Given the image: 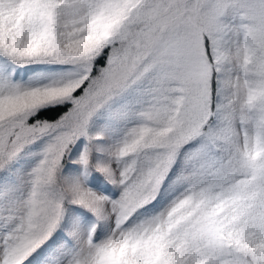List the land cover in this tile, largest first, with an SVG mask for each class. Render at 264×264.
Here are the masks:
<instances>
[{
	"label": "snow or ice",
	"instance_id": "6c2138e0",
	"mask_svg": "<svg viewBox=\"0 0 264 264\" xmlns=\"http://www.w3.org/2000/svg\"><path fill=\"white\" fill-rule=\"evenodd\" d=\"M0 264H264V0H0Z\"/></svg>",
	"mask_w": 264,
	"mask_h": 264
}]
</instances>
